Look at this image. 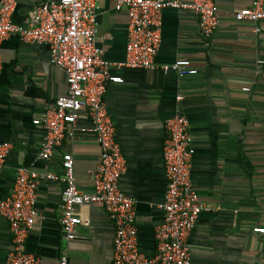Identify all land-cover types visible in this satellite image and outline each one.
Instances as JSON below:
<instances>
[{"label":"crops","instance_id":"crops-1","mask_svg":"<svg viewBox=\"0 0 264 264\" xmlns=\"http://www.w3.org/2000/svg\"><path fill=\"white\" fill-rule=\"evenodd\" d=\"M46 1L21 0L14 22L28 25L33 10ZM252 2L215 0L219 27L209 40L201 37L192 12L163 11L156 62L190 61L198 74L182 78L173 71L117 67L126 59L128 17L113 2L100 4L97 42L103 58L115 64L110 74L123 79L110 83L105 95L127 164L120 187L136 202L139 247L148 256L156 252L155 230L163 222L166 121L181 115L190 122L195 149L192 182L208 208L188 238L191 264H264V235L253 231L264 227V22L235 19ZM1 49L0 142H10L12 149L0 172V198L11 194L18 168L35 162L38 172L61 174L67 153L75 161L77 185L92 192L101 158L92 133L78 132L49 161L38 159L44 132L33 121L67 92L65 72L51 63L42 44L12 37ZM82 127H91L88 118H80L77 128ZM63 188L61 182L38 185V217L27 252L42 264H59L63 252L69 264H112L114 218L102 205L81 206L77 211L87 223L67 241L60 225ZM12 249L9 224L0 216V264Z\"/></svg>","mask_w":264,"mask_h":264},{"label":"built area","instance_id":"built-area-1","mask_svg":"<svg viewBox=\"0 0 264 264\" xmlns=\"http://www.w3.org/2000/svg\"><path fill=\"white\" fill-rule=\"evenodd\" d=\"M20 1L0 0V80L2 44L17 37L26 44L48 47L51 63L65 72L68 84L67 92L58 97L41 118L33 121L44 132L38 159L49 161L64 141L73 140L78 132L95 136L101 158L92 192H85L77 185L75 161L69 153L62 156L61 174L38 172L35 162L18 168L11 194L0 198V216L7 220L13 241L5 264H42L40 258L26 250L27 237L38 217L36 203L40 182L64 185L60 225L67 241L75 240L78 227L87 223L78 208L99 204L116 224L112 264H191L188 238L201 213L208 208L191 178L195 149L190 122L181 115L166 121L163 159L167 191L159 206L163 222L155 230L156 252L148 256L139 247L136 202L120 187L127 164L105 105V95L110 83H122L123 79L110 74L115 64L103 58V50L97 42V14L101 3L113 2L115 10L125 12L128 17L126 59L117 67L173 71L182 78L198 74L190 61L177 60L162 65L156 62L162 41V13L166 9L192 12L198 18L201 37L209 40L219 27L215 0H47L33 10L26 26L13 20ZM235 19L255 24L264 22V0H253L250 7L237 10ZM82 117L90 120V128H77ZM11 149L10 142H0V172L7 164ZM253 231L264 235V227ZM59 264H69L65 252Z\"/></svg>","mask_w":264,"mask_h":264}]
</instances>
